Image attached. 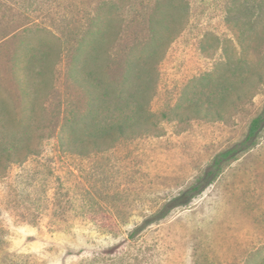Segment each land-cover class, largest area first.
<instances>
[{
	"label": "rangeland",
	"instance_id": "obj_1",
	"mask_svg": "<svg viewBox=\"0 0 264 264\" xmlns=\"http://www.w3.org/2000/svg\"><path fill=\"white\" fill-rule=\"evenodd\" d=\"M109 1L120 7L123 28L110 50L115 58L147 41L159 4L178 5L0 0V264H246L264 249V128L257 144L213 183L207 174L215 157L244 141L264 113V86L226 122H164L161 136L75 155L61 151L58 136L67 118L86 111L88 97L69 79L65 52L52 89L40 93L30 120L25 117L12 59L27 30L35 37L36 30H50L67 41ZM182 1L188 21L158 66L149 106L155 114L172 109L192 79L215 67L225 41L238 45L237 25L247 30L249 54L264 67V0ZM23 121L32 152L21 147L26 130L15 127ZM12 142L19 146L11 149ZM198 184L201 193L183 196ZM163 212L166 217L156 219Z\"/></svg>",
	"mask_w": 264,
	"mask_h": 264
},
{
	"label": "trees",
	"instance_id": "obj_2",
	"mask_svg": "<svg viewBox=\"0 0 264 264\" xmlns=\"http://www.w3.org/2000/svg\"><path fill=\"white\" fill-rule=\"evenodd\" d=\"M176 1L178 5L159 4L155 8L149 18L147 41L131 48L120 58L110 52L123 32L122 19L118 15L120 7L114 1L98 6L88 24L77 27L67 41L50 30H36V37L27 30L12 59L25 117L30 120L40 93L46 88L52 89L56 69L67 52L69 79L88 97V103L83 114H72L73 117L63 122L58 136L61 151L81 156L108 151L126 138L161 136L164 122L188 125L195 119L228 121L264 86V67L260 60H254L249 54L245 38L247 30L241 25L232 28L238 45L233 47L231 40L225 41L224 56L211 71L192 79L184 87L172 109L161 114L150 110L158 82V66L167 47L188 21L183 1ZM115 65L120 67L119 72L115 71ZM15 127L21 128V132L26 130L27 143L21 147L32 152L28 121ZM263 128L264 113L252 121L244 141L215 157L207 174L211 177L209 183L257 144ZM17 145L12 142L9 147L14 149ZM16 155L13 151L8 152L7 159L13 161ZM202 191V184H198L183 196L191 199ZM166 209L168 212L171 207ZM167 212L156 219L165 218ZM148 223L137 228L131 236H136ZM246 264H264V249L251 254Z\"/></svg>",
	"mask_w": 264,
	"mask_h": 264
}]
</instances>
